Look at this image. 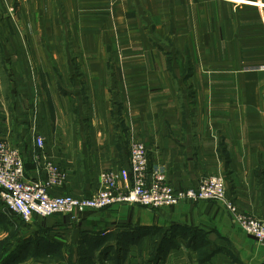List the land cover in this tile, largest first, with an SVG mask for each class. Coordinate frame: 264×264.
Instances as JSON below:
<instances>
[{"label": "crops", "instance_id": "0c3cea01", "mask_svg": "<svg viewBox=\"0 0 264 264\" xmlns=\"http://www.w3.org/2000/svg\"><path fill=\"white\" fill-rule=\"evenodd\" d=\"M235 1L0 0V142L26 180L47 176L37 154L66 175L53 194L89 196L136 139L176 188L222 173L264 220V0ZM211 201L22 222L0 194V264L264 263Z\"/></svg>", "mask_w": 264, "mask_h": 264}, {"label": "built area", "instance_id": "2783aa9c", "mask_svg": "<svg viewBox=\"0 0 264 264\" xmlns=\"http://www.w3.org/2000/svg\"><path fill=\"white\" fill-rule=\"evenodd\" d=\"M39 148L44 139L37 137ZM36 157L40 159L39 155ZM45 180L27 181L24 158L18 148L0 142V194L8 212L24 220L55 214L76 216L90 209L100 210L118 203H134L149 208L175 206L180 202L218 201L246 233L264 243V220L244 215L227 197L222 173L203 178L198 186L176 188L160 165L150 167L146 145L134 139L130 146L128 167L105 170L96 190L89 196L55 195L51 188L65 178L54 161H43Z\"/></svg>", "mask_w": 264, "mask_h": 264}, {"label": "rangeland", "instance_id": "374dc122", "mask_svg": "<svg viewBox=\"0 0 264 264\" xmlns=\"http://www.w3.org/2000/svg\"><path fill=\"white\" fill-rule=\"evenodd\" d=\"M231 2L234 4V6L236 5V6H238V5H242V4H245V2H243V1H241L239 4H237V1H235V0H231ZM24 163H25V160H24ZM35 163H36V165H37V170L39 171L40 169H42V167H43V163H42V160L41 159H39V158H37V157H35ZM26 167V166H25ZM42 180H45V179H42ZM211 202H216V201H211ZM217 203V202H216ZM222 206H224L223 204H222ZM8 211V210H7ZM9 214H11V215H13V216H16L17 217V220H20V219H22V220H20V221H22V222H25V220L23 219V218H21V217H19L18 215H14L12 212H10L9 211ZM234 221V220H233ZM235 222V221H234ZM236 223V222H235ZM237 224V223H236ZM248 235V234H247ZM249 237H251L250 235H248ZM204 250H199V252H203ZM204 253V252H203ZM232 264H233V262H232ZM262 264H264V263H262Z\"/></svg>", "mask_w": 264, "mask_h": 264}]
</instances>
